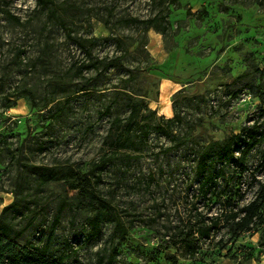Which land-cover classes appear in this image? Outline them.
Here are the masks:
<instances>
[{
  "label": "rangeland",
  "instance_id": "obj_1",
  "mask_svg": "<svg viewBox=\"0 0 264 264\" xmlns=\"http://www.w3.org/2000/svg\"><path fill=\"white\" fill-rule=\"evenodd\" d=\"M156 15V27L126 22ZM140 98L157 111H143L151 133L122 148L110 127ZM254 125L264 128V0H0V214L19 204L5 217L32 223L22 245L45 244L63 208L51 249L68 264H264V225L234 237L224 217L194 252L179 240L258 194L264 141L206 198L196 172L205 146ZM94 215H107L96 237Z\"/></svg>",
  "mask_w": 264,
  "mask_h": 264
},
{
  "label": "trees",
  "instance_id": "obj_2",
  "mask_svg": "<svg viewBox=\"0 0 264 264\" xmlns=\"http://www.w3.org/2000/svg\"><path fill=\"white\" fill-rule=\"evenodd\" d=\"M38 1L40 4L48 3V0ZM158 20L159 16L156 15L147 20L130 17L126 19V22L143 23L147 27H156ZM106 40H110V37H106ZM80 45L85 47L83 43H80ZM92 65L96 66L95 64ZM133 72L138 73L137 70H133ZM51 102L53 101L47 102L45 107ZM130 108V113L126 118L116 117L113 120L110 132L111 135L119 133L116 144H119L120 147L132 146L139 148L148 139L152 130L149 121L146 120L147 115L143 111L148 110L149 115L152 117L157 115V111L148 107L144 98L133 101ZM166 120H179V116L175 113L172 118H166ZM154 129L166 132V129L160 124L156 125ZM262 141H264V128L261 129L259 125H254L252 127H245L241 133L232 135L224 141H212L209 145L205 146L204 150L198 153L196 163V172L201 177L199 192L202 196L206 198L215 192L214 189L216 184H218V180L220 178H227L226 170L230 164L233 163L235 165L234 171H245L248 168L247 162L250 154ZM218 160H220V165L217 168ZM101 166H104V161H102ZM44 181H47V179ZM226 188L228 189V186L222 192H227ZM236 192L237 200L245 196V192H241L240 189ZM86 194L93 196V192ZM233 202L234 198L231 197L229 203L232 205ZM62 209L58 211L55 217L45 244L30 243V245H22L19 239L32 223L29 222L23 228L16 229L13 222L8 220L5 215L8 211L20 214L22 212L21 207L17 202L5 206L0 214V264H68L69 253L63 252L58 256H54L51 249L54 231L60 223ZM107 215H94L90 218L89 224L92 227V236L101 235L102 222ZM224 217H227L231 221L234 237H240L254 226L260 227L264 225V182L261 183L255 198L243 207L236 209V206L232 205L228 211L214 217L210 225H206L204 222L200 228H190L187 233L179 238L180 242L184 243L189 250L194 252L197 240L202 237H208L211 231L218 227L220 220ZM115 221V232L120 238H124L128 233L127 229L120 220L115 219ZM261 241V244L264 245V233L262 234ZM115 257V254L109 255L107 261H105V257L101 256L98 264H114Z\"/></svg>",
  "mask_w": 264,
  "mask_h": 264
}]
</instances>
